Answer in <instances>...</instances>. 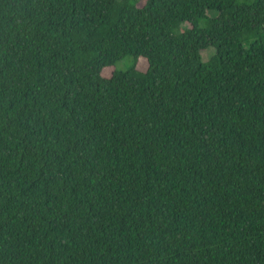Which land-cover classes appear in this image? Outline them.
I'll use <instances>...</instances> for the list:
<instances>
[{"label":"trees","instance_id":"1","mask_svg":"<svg viewBox=\"0 0 264 264\" xmlns=\"http://www.w3.org/2000/svg\"><path fill=\"white\" fill-rule=\"evenodd\" d=\"M0 264H264V0H0Z\"/></svg>","mask_w":264,"mask_h":264},{"label":"rangeland","instance_id":"2","mask_svg":"<svg viewBox=\"0 0 264 264\" xmlns=\"http://www.w3.org/2000/svg\"><path fill=\"white\" fill-rule=\"evenodd\" d=\"M214 53H215L214 49L204 51L203 52L204 61H208L210 59V56H212V54H214ZM131 64H132V58L128 57V58L124 59L123 61L119 62L117 64V68L119 70H126L131 66ZM108 73H110V72L107 70L105 74L107 75Z\"/></svg>","mask_w":264,"mask_h":264}]
</instances>
